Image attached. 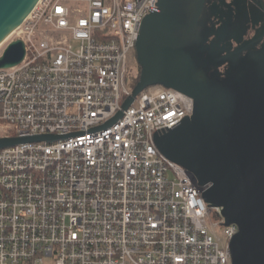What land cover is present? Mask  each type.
<instances>
[{
  "label": "built area",
  "instance_id": "obj_1",
  "mask_svg": "<svg viewBox=\"0 0 264 264\" xmlns=\"http://www.w3.org/2000/svg\"><path fill=\"white\" fill-rule=\"evenodd\" d=\"M158 0H40L0 69V138L53 140L0 150V264H233L236 225L156 139L193 100L132 94L129 56ZM119 112L112 126L104 129Z\"/></svg>",
  "mask_w": 264,
  "mask_h": 264
},
{
  "label": "water",
  "instance_id": "obj_2",
  "mask_svg": "<svg viewBox=\"0 0 264 264\" xmlns=\"http://www.w3.org/2000/svg\"><path fill=\"white\" fill-rule=\"evenodd\" d=\"M39 1L0 0V46ZM209 2L158 0L159 10L142 23L136 45L140 77L123 110L154 86L193 100V115L157 137V146L205 188V202L221 209L225 225L239 228L230 244L232 263L264 264V47L242 46L228 56L230 26ZM212 23L222 24L217 32ZM25 56V43L11 42L0 57V69L19 66ZM225 63L230 71L224 80L218 71L210 72ZM122 116L119 112L103 128ZM53 139L0 138V150Z\"/></svg>",
  "mask_w": 264,
  "mask_h": 264
},
{
  "label": "flooded vegetation",
  "instance_id": "obj_3",
  "mask_svg": "<svg viewBox=\"0 0 264 264\" xmlns=\"http://www.w3.org/2000/svg\"><path fill=\"white\" fill-rule=\"evenodd\" d=\"M209 5L218 7L219 11L226 16L225 20L230 29L229 46L232 47L228 56L236 49L248 46L252 50L260 51L264 47V0H209ZM215 24V21H214ZM212 23V25H214ZM222 24L214 25L217 32ZM239 42V43H238ZM242 55H247L244 51ZM136 56V54H135ZM137 59V57H136ZM138 64V62H137ZM138 73L139 65H137ZM210 72H219L222 80L230 71L228 63L220 65L219 68L210 67Z\"/></svg>",
  "mask_w": 264,
  "mask_h": 264
},
{
  "label": "rangeland",
  "instance_id": "obj_4",
  "mask_svg": "<svg viewBox=\"0 0 264 264\" xmlns=\"http://www.w3.org/2000/svg\"><path fill=\"white\" fill-rule=\"evenodd\" d=\"M7 40L5 41V43H3V46L0 48V57L3 55L4 48H5V46L8 43ZM129 65H130L131 72H133V74H134V77H140V74H137L138 73V68H137L138 64H137V59H136L135 53H131L130 54V56H129ZM132 78L133 77H130L129 80H128L129 86L130 85L135 86V83L137 84L136 80H133ZM2 135L3 134L0 133V136H2Z\"/></svg>",
  "mask_w": 264,
  "mask_h": 264
},
{
  "label": "trees",
  "instance_id": "obj_5",
  "mask_svg": "<svg viewBox=\"0 0 264 264\" xmlns=\"http://www.w3.org/2000/svg\"><path fill=\"white\" fill-rule=\"evenodd\" d=\"M139 71L141 72V69H140V67H139ZM140 74V73H139ZM133 80H136V82H138V80H139V77H134L133 76V78H132ZM135 86H136V83H135ZM135 86H133V85H130V87H131V89H134V87Z\"/></svg>",
  "mask_w": 264,
  "mask_h": 264
},
{
  "label": "bare ground",
  "instance_id": "obj_6",
  "mask_svg": "<svg viewBox=\"0 0 264 264\" xmlns=\"http://www.w3.org/2000/svg\"><path fill=\"white\" fill-rule=\"evenodd\" d=\"M3 46V44L0 46V48Z\"/></svg>",
  "mask_w": 264,
  "mask_h": 264
}]
</instances>
